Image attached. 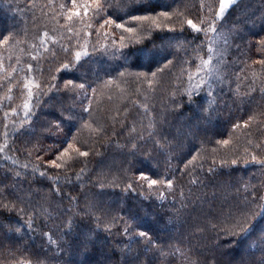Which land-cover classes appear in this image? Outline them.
<instances>
[{"label":"trees","instance_id":"16d2710c","mask_svg":"<svg viewBox=\"0 0 264 264\" xmlns=\"http://www.w3.org/2000/svg\"><path fill=\"white\" fill-rule=\"evenodd\" d=\"M71 7L0 0V264H257L264 218L247 235L237 221L264 208V0L207 34L186 21H211L218 0H111L68 21ZM136 15L156 23L100 27Z\"/></svg>","mask_w":264,"mask_h":264},{"label":"snow or ice","instance_id":"6c2138e0","mask_svg":"<svg viewBox=\"0 0 264 264\" xmlns=\"http://www.w3.org/2000/svg\"><path fill=\"white\" fill-rule=\"evenodd\" d=\"M238 0H218V8L214 11L213 13V18L211 21H204V20H200L199 22H193L192 19H187L186 23L187 25L194 31L197 33L200 32H204L205 34L209 33V32H215L217 31L216 27H215V21L218 19H222L226 12L235 4H237ZM70 3L72 5V7L70 9H68V14L66 16V19L68 21H72L74 17H81V13L77 9L78 7H83V16L84 17H88L89 15V8L91 7V4H95V9L93 10V16L92 19H95V17L100 16L101 13L104 10V5L105 4H110L111 0H104V3H101V0H91V4L85 2L83 5H78V0H70ZM62 9L66 7V5H61L60 6ZM159 16L164 17L166 20L171 18L170 13L168 12H161L158 14ZM141 21H148L151 22L153 24L156 23V18L154 16H150V15H136V16H132L130 21L127 22V26L126 23H118L113 19L110 18H106L103 20V23H101L100 27L103 28L104 25H112L114 24L116 28L118 29H122L124 33H129V34H135L136 33V24L134 22H141ZM89 27H91V24L88 25ZM157 27H159V24H156ZM72 29L69 28V31H71ZM45 36H47L48 34L45 33ZM125 37L123 34H121V41H124ZM3 43L7 44L8 40L4 39ZM41 43H44L43 40H41ZM126 45L121 44V47H125ZM212 49H209V52H211ZM84 55H87V52L84 53ZM81 59V53L77 52L75 54V60L78 62ZM261 64H264V61H260ZM210 64V60H202V63L200 65V67L202 68H206L208 67ZM65 69H67L69 67L68 64H65L63 66ZM29 70H31V65H29ZM13 71H15V69H13ZM123 75V74H122ZM153 76L156 75V73L152 74ZM197 75H199V73H197ZM189 80H193V77L190 75L189 76ZM205 84H207V81H204ZM38 87V85H37ZM65 87L68 88L69 90H71L73 87H79V88H84L83 84L80 85H74L72 83V81H68L65 84ZM194 88H200L201 87V80H197L195 82V84L193 85ZM209 88H211L210 85H208ZM24 88L28 89V96H29V100L27 102L24 103L23 107L24 109L28 110V112H26V115L28 113H30L31 108H30V102H31V98L33 96L32 90L29 87V84H25ZM9 91H11V89H9ZM85 111H87V109H85ZM7 115V114H6ZM250 119H255L250 118ZM245 127L248 126L247 122L244 125ZM236 127H239V125H237ZM5 136H7V133H5ZM223 144H227L228 141L224 140L222 141ZM7 145L5 144L3 147H0V153H2L4 151V148H6ZM73 147V145L71 143H68L67 148L63 149L55 159L51 160L49 163V165L51 167H55L57 169L64 167L67 164V161H64L63 163H57L58 160H61V158L64 155H67L68 153V149H71ZM257 147H259V145H257ZM75 151L78 153L79 156H87L88 152L87 151H80L79 149H75ZM39 159V157H38ZM195 159V158H194ZM251 160L254 161L255 163L261 164L262 166H264V160L262 159H257L256 156H252ZM233 164H236L237 161L233 160L232 161ZM26 167V166H25ZM40 175H46V173L41 172ZM138 180L140 181H144L146 182L147 185V189L148 190H152L155 186H160V187H165L167 189H172L173 188V183L171 179H167V180H163V179H152L149 176H147L146 174L141 173L138 177ZM195 182V181H193ZM141 187H143V185H140ZM128 188L130 190H134L132 184L128 185ZM13 196L16 197V199H21L19 196H16V194L13 192L11 193ZM163 198V197H162ZM6 197H4L3 195V188L0 187V206L4 207V208H9L10 205L7 203H3V200H5ZM253 217H259V218H264V208H260L258 212H254L252 214V216H246L243 220L241 221H237V225L240 228V232L244 233L245 235H247L248 233L251 232L252 230V218ZM128 232V228H125V233L127 234ZM231 235L235 236L238 233L236 232H231ZM139 236L140 237H144V238H148V234L141 231L139 232ZM151 243V241H149ZM251 247H258V246H251ZM257 264H264V257L260 258L257 261Z\"/></svg>","mask_w":264,"mask_h":264},{"label":"water","instance_id":"95a60500","mask_svg":"<svg viewBox=\"0 0 264 264\" xmlns=\"http://www.w3.org/2000/svg\"><path fill=\"white\" fill-rule=\"evenodd\" d=\"M238 1H240V0H238ZM238 3V2H237ZM233 7V6H232Z\"/></svg>","mask_w":264,"mask_h":264}]
</instances>
